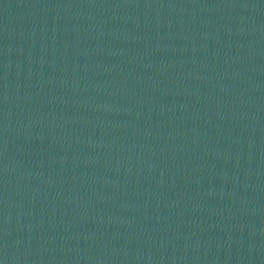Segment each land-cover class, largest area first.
<instances>
[{
    "label": "water",
    "instance_id": "1",
    "mask_svg": "<svg viewBox=\"0 0 264 264\" xmlns=\"http://www.w3.org/2000/svg\"><path fill=\"white\" fill-rule=\"evenodd\" d=\"M0 264H264V0H0Z\"/></svg>",
    "mask_w": 264,
    "mask_h": 264
}]
</instances>
